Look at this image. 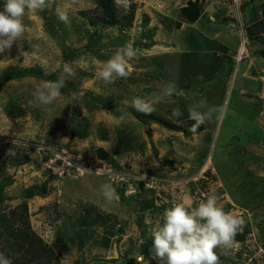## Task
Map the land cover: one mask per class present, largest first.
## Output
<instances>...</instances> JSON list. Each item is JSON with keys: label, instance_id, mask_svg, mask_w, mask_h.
<instances>
[{"label": "rangeland", "instance_id": "obj_1", "mask_svg": "<svg viewBox=\"0 0 264 264\" xmlns=\"http://www.w3.org/2000/svg\"><path fill=\"white\" fill-rule=\"evenodd\" d=\"M95 1L46 0L0 53V252L12 261L9 212L26 202L52 264H155L151 231L165 209L214 191L244 220L231 248L215 249L218 264H264V184L244 174L264 165V75L244 77L247 63L264 68V0H198L193 24L181 13L190 0H114L115 26ZM126 45L131 74L105 83L97 62ZM61 79L53 104L36 99ZM193 108L207 114L196 133Z\"/></svg>", "mask_w": 264, "mask_h": 264}, {"label": "clouds", "instance_id": "obj_2", "mask_svg": "<svg viewBox=\"0 0 264 264\" xmlns=\"http://www.w3.org/2000/svg\"><path fill=\"white\" fill-rule=\"evenodd\" d=\"M46 6V0H0V53L11 48L24 33L23 17L26 12H36ZM63 22H68L65 13L60 14ZM131 45L117 50L109 59L98 61L101 68L98 78L105 83H114L127 78L132 70L131 61L135 57ZM70 74L71 69H66ZM64 86L63 79L56 83H47L38 89L35 97L44 105H51L60 96ZM135 104L141 111H151L152 107L141 99ZM179 116V109L174 110ZM189 118L195 123L191 131L197 129L207 119V114L193 108ZM105 195L117 199V193L111 184H105ZM191 196L185 193L179 202L166 208L160 220L151 231V254L155 264H218L215 249L231 248L236 234L242 230L244 220L219 205V197L213 191L206 195L196 207H189L186 202ZM0 264H12V261L0 253Z\"/></svg>", "mask_w": 264, "mask_h": 264}, {"label": "trees", "instance_id": "obj_3", "mask_svg": "<svg viewBox=\"0 0 264 264\" xmlns=\"http://www.w3.org/2000/svg\"><path fill=\"white\" fill-rule=\"evenodd\" d=\"M114 0H96V7L101 8L104 22L109 26L118 25L115 15ZM182 17L186 23L197 22L200 16L198 0L189 1L182 8ZM30 194H32L30 192ZM31 196V195H30ZM9 217L18 224L16 230L10 234L9 254L12 264H52L55 260L53 250L31 229L26 202L12 209ZM1 251L0 253H2ZM8 257V255H5ZM9 258V257H8Z\"/></svg>", "mask_w": 264, "mask_h": 264}, {"label": "crops", "instance_id": "obj_4", "mask_svg": "<svg viewBox=\"0 0 264 264\" xmlns=\"http://www.w3.org/2000/svg\"><path fill=\"white\" fill-rule=\"evenodd\" d=\"M225 34H228L229 35V38H232L233 36L234 37L237 36L235 33H232V34L231 33L230 34L229 33H225ZM236 52H237V43L235 44V48H234V52H233V57L235 56ZM257 68L258 67H254V66L252 67V66L248 65V63H247L246 68H245L246 72L244 73V77H245V79L247 77H249V79L253 82V85H255L257 83V80L258 79H259V81H260V79H263L262 76L264 75V68H262V67L259 68V69H257ZM260 86H263L264 87V84L261 81H260ZM241 92L242 93H245L244 90H241ZM170 139L172 140L171 137H170ZM172 142H173V145H174L175 144L174 140H172ZM256 150L253 149L252 152H254L257 155H259L261 152L259 150H257V152H256ZM252 163H254V162H250V163H247V164L248 165H250V164L252 165ZM255 164L256 165L252 166V168L250 169V171H248V172H246L244 174H245L246 177H249L251 180L257 181L258 184H262L263 185L264 184V165H262L261 162H259V161H256ZM207 165H208V163H207ZM214 172H215L214 174L217 177L218 174L216 173V170ZM244 174H243V176H244ZM218 177H220V176H218ZM258 200H261V199H258Z\"/></svg>", "mask_w": 264, "mask_h": 264}, {"label": "built area", "instance_id": "obj_5", "mask_svg": "<svg viewBox=\"0 0 264 264\" xmlns=\"http://www.w3.org/2000/svg\"><path fill=\"white\" fill-rule=\"evenodd\" d=\"M233 1L236 2L237 0H233ZM246 54H247V50L245 48V43L243 42L238 49V53L236 54V60L239 62L242 61L245 58ZM152 180L155 181V179Z\"/></svg>", "mask_w": 264, "mask_h": 264}]
</instances>
